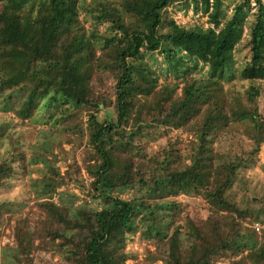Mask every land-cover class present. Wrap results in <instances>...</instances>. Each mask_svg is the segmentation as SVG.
Returning <instances> with one entry per match:
<instances>
[{
	"label": "trees",
	"instance_id": "trees-1",
	"mask_svg": "<svg viewBox=\"0 0 264 264\" xmlns=\"http://www.w3.org/2000/svg\"><path fill=\"white\" fill-rule=\"evenodd\" d=\"M178 1L0 0V96L31 88L53 106L49 118L58 116L63 131L78 128L67 126L77 109L85 115L89 149L81 165L72 159L60 171L47 148L29 156L47 169L44 211L56 207L50 198L60 187L83 190L84 203L69 204L49 232L66 264L134 258L126 243L138 207L144 234L165 250L161 264H264V229L257 243L241 220L224 227L206 216L182 233L172 213L177 194L203 191L211 214L264 223L229 198L248 159L236 151V134L251 140L253 152L264 143V0H235L226 18L224 0H183L206 26L170 17L166 7ZM243 38L249 56L239 79L248 84L238 90L228 71ZM183 133L186 150L173 139ZM12 161L0 158V188ZM127 191L131 199L122 197Z\"/></svg>",
	"mask_w": 264,
	"mask_h": 264
},
{
	"label": "rangeland",
	"instance_id": "rangeland-1",
	"mask_svg": "<svg viewBox=\"0 0 264 264\" xmlns=\"http://www.w3.org/2000/svg\"><path fill=\"white\" fill-rule=\"evenodd\" d=\"M234 2L235 0H224L223 18L230 15ZM166 11L177 23L190 22L206 26V16H202L199 9L195 12L192 5L186 7L183 0L170 4ZM250 18L251 15L248 16L249 20ZM99 28L102 26L99 25ZM246 29L247 27L244 28V37ZM248 56V46L243 38L234 52L237 64L228 71V76L233 78L231 81L238 90L248 84L247 81L239 79L241 63ZM258 83L264 91V80ZM36 95L31 88L21 87L0 96V158L13 159V172L0 188V264H66L62 259L64 250L56 247L49 232L59 229L58 215L62 214L69 204L75 208L85 201L83 190L76 184L69 183L60 187L50 198L57 204L56 207L44 211L38 205L46 200L42 197L45 195L42 194L41 179L47 169L39 162H31V153L47 148V151L56 156L55 165L62 171L72 159L81 165L86 159L89 145L87 135L83 132L85 115L82 109L76 110L77 117L72 118L67 125L73 127L76 123L78 128L72 132L63 131L59 124L54 123L58 116L49 118L48 112L52 111L53 106L48 102L45 106V100L38 99ZM260 105L261 109H264V98ZM66 113L67 111L64 112ZM173 139L177 140V146L181 150L187 149L188 136L184 133L178 137L175 134ZM235 148L248 159L229 191V198L237 208L253 211L261 219L264 217V143L253 152L251 140L236 134ZM122 197L131 199L132 193L127 191ZM174 199L177 208L172 213L178 217L177 222L182 233L193 232L203 218L212 216L224 227L235 226L241 220L244 225L254 230L255 241H260L264 223L249 222L223 210L211 214L206 208L209 201L203 191L199 194L181 192ZM147 200L152 202L161 199L149 197ZM142 212V207H138L133 221L135 232L130 234L126 243V249L135 257L127 259L125 264H161L165 250L162 243L144 234ZM37 224L40 226L38 235L32 241L31 235ZM255 224L259 230L254 228ZM33 245H37V249H34ZM226 262L227 260L222 258L215 264Z\"/></svg>",
	"mask_w": 264,
	"mask_h": 264
},
{
	"label": "built area",
	"instance_id": "built-area-1",
	"mask_svg": "<svg viewBox=\"0 0 264 264\" xmlns=\"http://www.w3.org/2000/svg\"><path fill=\"white\" fill-rule=\"evenodd\" d=\"M254 228L256 229V230H259V227L255 224L254 225Z\"/></svg>",
	"mask_w": 264,
	"mask_h": 264
}]
</instances>
